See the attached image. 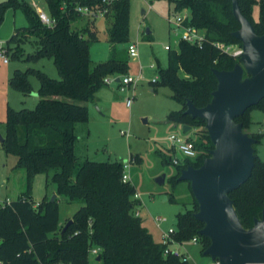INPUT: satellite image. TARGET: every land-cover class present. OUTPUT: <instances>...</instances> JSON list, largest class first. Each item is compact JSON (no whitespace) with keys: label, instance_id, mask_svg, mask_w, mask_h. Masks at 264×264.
<instances>
[{"label":"trees","instance_id":"trees-1","mask_svg":"<svg viewBox=\"0 0 264 264\" xmlns=\"http://www.w3.org/2000/svg\"><path fill=\"white\" fill-rule=\"evenodd\" d=\"M169 1L175 3L177 12H190V24L206 30L202 46L180 41L170 50L168 65L159 67L157 79L158 84L172 90V98L182 106L171 111L167 120L191 128L194 125L204 127L201 139H205L207 145L194 141L197 157L187 158L183 165L177 164L182 169L190 165L199 167L214 146L205 121L186 113L187 102L191 100L198 107L208 104L218 85L214 69L232 70L239 62V57L223 52L216 43H241L232 34L240 24L234 17L232 0ZM244 1L239 0L243 13L262 35L264 0H246L251 5H258L257 20L243 10ZM45 2L54 21L51 25L45 24L37 9L27 1L0 2V26L10 8L21 7L28 20V26L15 28L10 38L15 47L8 45V53L12 51L13 58L24 56L28 62L53 59L60 75L55 79L40 69L29 67L15 69L9 78L10 86L25 95L33 91L31 76L39 79L40 87L39 101L34 109L17 110L8 106L7 110V129L2 145L7 154L18 157L17 166L26 169L28 190L16 200L0 203L1 264H91L90 250L94 247L101 249V258L98 260L96 256L97 264H190L184 256H165L166 245L155 241L141 216L135 214L139 202L134 198L137 189L130 180H123V161L87 159L78 163L75 153L76 127L89 121V105L96 101V93L104 87L105 77L128 73L129 53L122 46L130 43L131 0ZM79 6L92 10L108 8L114 12L109 30V58L97 63L93 69L90 47L98 40V33L89 24L79 28L78 22L86 18ZM25 42L32 44V52L24 54L21 45ZM253 108L264 111V99L236 118L237 122L243 123L245 131L252 124L250 112ZM250 135L257 140L256 144L260 142V133ZM170 162L173 157L163 159V163ZM51 171H54L51 181L56 185L57 198L51 201L46 195L41 203H35L31 195L33 180L38 173L49 175ZM59 196L68 202L83 201L66 230L61 228ZM230 196L246 228L262 216L264 161L257 156V149L252 176ZM194 204L195 208L179 214L174 237L177 241H186L198 236L206 242L207 248L210 240L200 234L205 224L195 217L199 210L195 197Z\"/></svg>","mask_w":264,"mask_h":264},{"label":"rangeland","instance_id":"rangeland-1","mask_svg":"<svg viewBox=\"0 0 264 264\" xmlns=\"http://www.w3.org/2000/svg\"><path fill=\"white\" fill-rule=\"evenodd\" d=\"M2 1L4 0H0ZM21 1L31 3L36 9L37 5L42 7L50 16L45 0ZM32 2L36 4L33 5ZM242 8L247 15L251 14L254 20L258 19L257 4L251 5L245 0L244 3L242 2ZM113 13L109 9V12L102 17L87 15L85 20L78 22L79 28L89 24V27L98 33V40L93 41L90 47L91 69L97 63L109 58L111 51L109 30L114 20ZM176 13L175 3L169 0H131L130 43L122 47L128 49L130 44H136L139 56L129 57L128 73L120 76L129 74L137 76L142 67L143 78L135 85L122 90L117 81L105 82L108 78H114V75L105 77L104 87L96 93L97 102L90 103L89 121L79 123L76 127L78 139L75 153L78 163L87 159L120 160L129 163L126 172L141 195V204L137 206L136 211L141 213L144 226L153 235L154 240L159 242L162 240L163 231L171 227L177 229L180 213L195 208L190 182L177 178L182 168L173 162L163 163L164 158L174 156L181 159V165L186 160L177 147H172L170 137L174 134L178 138L187 137L207 145L206 140L201 139L204 136L202 125H194L188 133H184L182 124L177 125L167 120L171 111L179 110L182 106L172 98L173 92L168 86L158 84L159 67L168 65L169 51L165 49V45L171 44L174 48L177 47L174 43L175 38L170 33L168 21V18ZM26 26H28V20L21 7L8 9L0 26V45L7 47L8 50V45L14 48L15 44L10 42V38L15 28ZM148 28L152 33H146ZM21 47L24 54L33 51L30 42L23 43ZM232 47L240 49L242 44L233 43ZM7 54L8 63L0 59V134L4 138L8 106L17 110L34 109L39 101V79L31 76L33 91L25 95L9 84V78L14 70H26L33 67L44 71L52 78H60L53 59L41 58L37 62H28L24 56L13 58L12 51ZM156 77L157 82H153L152 79ZM128 97L133 99L130 106L127 104ZM250 114L253 117L252 124L246 132L261 134L256 149L257 156L264 161V111L253 108ZM17 162L18 157L7 154L0 140V200L5 201L7 196L16 200L28 190L27 171L25 168L18 167ZM53 174L54 171H51L49 175L38 173L35 176L31 189L35 203H41L46 195L51 198L56 194V185L51 181ZM163 174L166 175V180L160 184L156 179ZM48 182L49 185H47ZM59 203L62 228L72 220L83 201L68 202L64 197L59 196ZM159 218L165 220L158 221ZM192 239L180 241L183 245L180 250L188 255L190 264H210L211 257L203 253L206 242L198 237V243H193ZM90 262L97 264L96 256L90 254Z\"/></svg>","mask_w":264,"mask_h":264},{"label":"water","instance_id":"water-1","mask_svg":"<svg viewBox=\"0 0 264 264\" xmlns=\"http://www.w3.org/2000/svg\"><path fill=\"white\" fill-rule=\"evenodd\" d=\"M233 14L240 28L232 34L241 41L243 52L232 70L214 69L218 85L211 101L198 107L187 102L186 113L205 121L213 143L210 155L199 167L183 168L179 180L189 181L198 202L195 217L205 225L200 234L210 240L204 254L220 264H264V208L246 228L230 193L252 176L257 140L236 118L264 99V33L259 35L243 13L239 0H232ZM147 34L151 33L148 28ZM192 128L183 125L188 133ZM4 137L0 134L1 142ZM162 184L166 175L159 176ZM57 194L51 197L56 200ZM73 222L70 220L63 230ZM98 260L101 258L99 255Z\"/></svg>","mask_w":264,"mask_h":264},{"label":"built area","instance_id":"built-area-1","mask_svg":"<svg viewBox=\"0 0 264 264\" xmlns=\"http://www.w3.org/2000/svg\"><path fill=\"white\" fill-rule=\"evenodd\" d=\"M108 3H112L114 0H104ZM150 1V0H149ZM151 7V4H150ZM79 11L82 12L84 15H89L93 17H102L106 15V13L109 11L108 8L98 9V10H92L87 6H79ZM39 17L41 20L47 24L51 25L53 24V20L51 17L43 10L37 9ZM191 14L188 10H183L181 12H177L175 15L170 16L168 18L169 26H170V33L175 38L174 43L176 45L179 44L180 41H186L194 45L202 46L203 43L206 40V30L200 29L192 24L189 23ZM233 44H227L224 42H217L216 46L221 49L223 52L228 53L232 56L239 57L241 56L243 52V48L240 49H233ZM165 49L170 51L174 49L171 44H166ZM8 49L7 47H4L3 45H0V59H2L5 63L9 62V56H8ZM128 53L129 57L137 58L139 56V50L136 44H130L128 47ZM152 67H154V64H152ZM143 78V68H140V72L137 76L134 75H125L120 77H114V78H108L105 80L106 83H110L112 81H117L119 83L122 90L125 89V87H129L131 85H135L140 79ZM153 82L157 81V77L152 79ZM133 102V99L131 97H128L127 104L130 106ZM183 127V126H182ZM171 141H172V147L178 148V150L184 155V157L194 159L197 157L198 152L195 148L194 141L191 139L185 138H178L176 135H171ZM173 163L175 164H181L182 161L179 157L174 156L173 157ZM129 163H124V175L123 180L128 181L129 175L126 172V169L128 168ZM136 200L139 202L136 205V208L139 204H141L140 199L141 195L137 192L134 196ZM9 200L2 201L0 203H9ZM135 214L137 216H140V212L136 211ZM165 219L159 218L158 221H163ZM176 233L175 228H169L167 231H163L162 234V240L161 242L166 245V249L164 252V255L167 256L169 254H175L177 256H184L188 259V255H186L185 252L180 250V247H183L182 242L177 241L174 237ZM193 243H198V237H194L192 239ZM175 245V246H174ZM101 249L98 247H94L90 250V254L94 256H99ZM1 264V262H0ZM210 264H220L219 260H211Z\"/></svg>","mask_w":264,"mask_h":264},{"label":"crops","instance_id":"crops-1","mask_svg":"<svg viewBox=\"0 0 264 264\" xmlns=\"http://www.w3.org/2000/svg\"><path fill=\"white\" fill-rule=\"evenodd\" d=\"M150 1H152V0H150ZM33 3V5L34 4H36V3H34V2H32ZM37 9H41V10H43L44 11V9L42 8V7H40V6H38L37 5ZM151 33H152V31H151ZM97 101H95L94 103H96ZM89 107H90V105H89ZM252 117V116H251ZM252 119H253V117H252ZM253 133V132H252ZM255 133H258V132H255ZM129 179H130V176H129ZM131 182H132V180H130ZM6 200H9V201H13L11 198H9L8 196L6 197V199H5V201ZM2 201H4V200H0V202H2ZM140 216H141V213H140ZM0 242H1V240H0Z\"/></svg>","mask_w":264,"mask_h":264}]
</instances>
